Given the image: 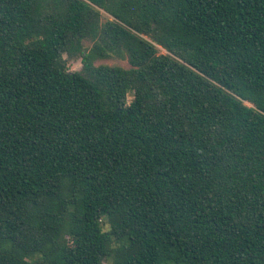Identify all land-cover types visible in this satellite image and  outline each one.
Instances as JSON below:
<instances>
[{
    "label": "trees",
    "instance_id": "trees-1",
    "mask_svg": "<svg viewBox=\"0 0 264 264\" xmlns=\"http://www.w3.org/2000/svg\"><path fill=\"white\" fill-rule=\"evenodd\" d=\"M103 261L264 264V0H0V264Z\"/></svg>",
    "mask_w": 264,
    "mask_h": 264
},
{
    "label": "rangeland",
    "instance_id": "rangeland-1",
    "mask_svg": "<svg viewBox=\"0 0 264 264\" xmlns=\"http://www.w3.org/2000/svg\"><path fill=\"white\" fill-rule=\"evenodd\" d=\"M111 19L107 14L101 12V23H104L105 21ZM91 46L90 42L85 43V47L89 48ZM159 49V54H165V51L158 47ZM95 66L99 65H107V66H118L123 69H129L130 64L128 63L127 59H120V58H109V59H103V60H97L94 63ZM68 68L71 71H78L81 68V63L80 61L76 62H68ZM246 105L250 106L248 103H245ZM104 230H108V226L104 227ZM102 264H109L108 261H103Z\"/></svg>",
    "mask_w": 264,
    "mask_h": 264
}]
</instances>
